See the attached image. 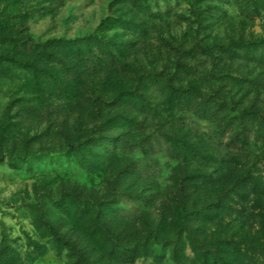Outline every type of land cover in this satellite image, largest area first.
<instances>
[{
	"label": "rangeland",
	"instance_id": "obj_1",
	"mask_svg": "<svg viewBox=\"0 0 264 264\" xmlns=\"http://www.w3.org/2000/svg\"><path fill=\"white\" fill-rule=\"evenodd\" d=\"M246 174L264 0H0V264H264Z\"/></svg>",
	"mask_w": 264,
	"mask_h": 264
},
{
	"label": "trees",
	"instance_id": "obj_2",
	"mask_svg": "<svg viewBox=\"0 0 264 264\" xmlns=\"http://www.w3.org/2000/svg\"><path fill=\"white\" fill-rule=\"evenodd\" d=\"M135 1H140V0H135ZM186 93H188L192 96H195V97H200L202 99L208 98L207 96H201L195 85L192 86V88H190L189 90H187V92H185L184 94H186ZM241 139L242 138L240 137L238 140H241ZM243 173H245V172L243 171ZM236 186L237 187H246V186L249 187V186H251V189L249 190V192H247L246 190L245 191L242 190L243 191V192H241L242 194H239V197L242 199V202H243L241 212H249L250 217H253V218L254 217L255 218L260 217L261 218L262 226H261V238H260V240L264 242V206H263L264 202L262 203V198H261L262 196H260L261 193H255V195H258V198L256 199V202L254 201V177L246 174L244 177L238 178V184ZM263 191L264 190H262L261 192L264 193ZM181 202H184V204L186 205V201H181ZM223 203H224V201L220 204H223ZM195 204H196L195 205L196 207L199 205V203H197V201H195Z\"/></svg>",
	"mask_w": 264,
	"mask_h": 264
}]
</instances>
